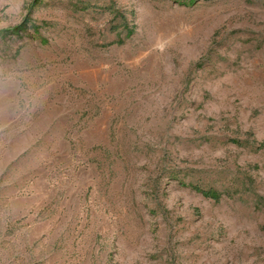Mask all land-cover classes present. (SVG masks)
<instances>
[{"label":"rangeland","instance_id":"374dc122","mask_svg":"<svg viewBox=\"0 0 264 264\" xmlns=\"http://www.w3.org/2000/svg\"><path fill=\"white\" fill-rule=\"evenodd\" d=\"M0 32V264H264V0H0Z\"/></svg>","mask_w":264,"mask_h":264},{"label":"trees","instance_id":"16d2710c","mask_svg":"<svg viewBox=\"0 0 264 264\" xmlns=\"http://www.w3.org/2000/svg\"><path fill=\"white\" fill-rule=\"evenodd\" d=\"M1 33L2 32H0V34ZM261 147H264V144H262ZM196 190L198 192H200L206 198H211V199H215V200H219L220 199V195L217 192H214L212 190H204V189H201V188H196Z\"/></svg>","mask_w":264,"mask_h":264}]
</instances>
